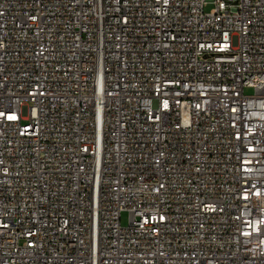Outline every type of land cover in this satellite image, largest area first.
<instances>
[{"label": "built area", "instance_id": "obj_1", "mask_svg": "<svg viewBox=\"0 0 264 264\" xmlns=\"http://www.w3.org/2000/svg\"><path fill=\"white\" fill-rule=\"evenodd\" d=\"M0 264H264V0H0Z\"/></svg>", "mask_w": 264, "mask_h": 264}, {"label": "rangeland", "instance_id": "obj_2", "mask_svg": "<svg viewBox=\"0 0 264 264\" xmlns=\"http://www.w3.org/2000/svg\"><path fill=\"white\" fill-rule=\"evenodd\" d=\"M209 8H210V6L207 7V9H209ZM245 92H246V94H252V93H253V89H251V88H246V89H245ZM127 221H128V214H127V212H124V213L122 214V223L125 225V224H127Z\"/></svg>", "mask_w": 264, "mask_h": 264}]
</instances>
